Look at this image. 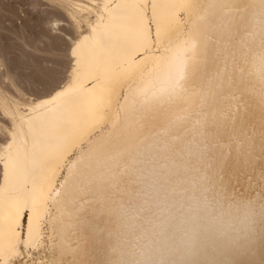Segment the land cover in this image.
Segmentation results:
<instances>
[{
    "label": "bare ground",
    "instance_id": "1",
    "mask_svg": "<svg viewBox=\"0 0 264 264\" xmlns=\"http://www.w3.org/2000/svg\"><path fill=\"white\" fill-rule=\"evenodd\" d=\"M55 1L65 85L0 87V264H264V0Z\"/></svg>",
    "mask_w": 264,
    "mask_h": 264
},
{
    "label": "rangeland",
    "instance_id": "2",
    "mask_svg": "<svg viewBox=\"0 0 264 264\" xmlns=\"http://www.w3.org/2000/svg\"><path fill=\"white\" fill-rule=\"evenodd\" d=\"M60 9L55 0H0V53L7 57L14 73H10L4 60L0 59V87L8 97L28 103L50 92L49 89L54 86L61 88L65 85L72 63L70 58L65 56V59L63 56L70 51L73 40L83 28L76 31L69 23L66 13ZM54 21H57L62 29L55 27L57 29L53 35L57 38L51 40L46 29H49ZM23 42L29 47L23 46ZM53 48L58 50L62 63L61 75L47 87L36 89L29 81L27 68L44 60L47 52ZM12 75L17 78L18 87L11 85L8 77ZM0 126H11L9 118L5 117L1 110ZM2 139L0 136V140Z\"/></svg>",
    "mask_w": 264,
    "mask_h": 264
},
{
    "label": "snow or ice",
    "instance_id": "3",
    "mask_svg": "<svg viewBox=\"0 0 264 264\" xmlns=\"http://www.w3.org/2000/svg\"><path fill=\"white\" fill-rule=\"evenodd\" d=\"M0 59L4 60V64L8 68V71L13 73V69L9 64L7 57L0 53ZM185 67L186 65L183 63L177 67V73L180 78H182ZM61 69L62 63L59 59L58 50L53 48L51 51L47 52L44 60L27 68L29 81L36 89L44 88L51 82H54L61 75ZM25 223L27 224V217H25Z\"/></svg>",
    "mask_w": 264,
    "mask_h": 264
},
{
    "label": "clouds",
    "instance_id": "4",
    "mask_svg": "<svg viewBox=\"0 0 264 264\" xmlns=\"http://www.w3.org/2000/svg\"><path fill=\"white\" fill-rule=\"evenodd\" d=\"M207 226L218 232H224L228 229L239 227L240 218L229 214L226 210L215 211L207 219Z\"/></svg>",
    "mask_w": 264,
    "mask_h": 264
}]
</instances>
